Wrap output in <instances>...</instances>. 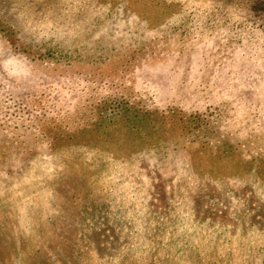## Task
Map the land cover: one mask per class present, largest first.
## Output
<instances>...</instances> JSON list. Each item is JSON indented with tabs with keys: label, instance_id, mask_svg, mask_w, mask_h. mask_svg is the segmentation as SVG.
Listing matches in <instances>:
<instances>
[{
	"label": "rangeland",
	"instance_id": "rangeland-1",
	"mask_svg": "<svg viewBox=\"0 0 264 264\" xmlns=\"http://www.w3.org/2000/svg\"><path fill=\"white\" fill-rule=\"evenodd\" d=\"M0 264H264V0H0Z\"/></svg>",
	"mask_w": 264,
	"mask_h": 264
},
{
	"label": "trees",
	"instance_id": "trees-1",
	"mask_svg": "<svg viewBox=\"0 0 264 264\" xmlns=\"http://www.w3.org/2000/svg\"><path fill=\"white\" fill-rule=\"evenodd\" d=\"M115 106H116V105H115ZM114 109H115V108H113V110H111V111H114ZM118 109H119V107H118V108L116 107L115 110H118ZM121 110H123V111H128L129 109H128V108H123V109H121ZM119 111H120V110H119Z\"/></svg>",
	"mask_w": 264,
	"mask_h": 264
}]
</instances>
